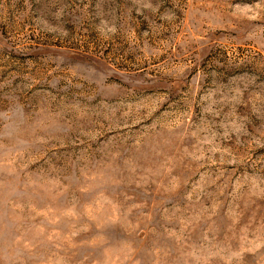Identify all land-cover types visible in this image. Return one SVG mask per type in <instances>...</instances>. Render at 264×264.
<instances>
[{
    "label": "rangeland",
    "instance_id": "rangeland-1",
    "mask_svg": "<svg viewBox=\"0 0 264 264\" xmlns=\"http://www.w3.org/2000/svg\"><path fill=\"white\" fill-rule=\"evenodd\" d=\"M0 264H264V0H0Z\"/></svg>",
    "mask_w": 264,
    "mask_h": 264
}]
</instances>
